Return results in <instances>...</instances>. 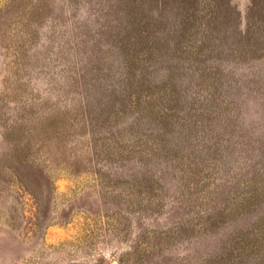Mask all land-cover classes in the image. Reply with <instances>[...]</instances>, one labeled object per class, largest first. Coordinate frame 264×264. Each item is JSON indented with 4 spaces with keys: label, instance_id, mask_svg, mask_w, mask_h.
Returning a JSON list of instances; mask_svg holds the SVG:
<instances>
[{
    "label": "trees",
    "instance_id": "trees-1",
    "mask_svg": "<svg viewBox=\"0 0 264 264\" xmlns=\"http://www.w3.org/2000/svg\"><path fill=\"white\" fill-rule=\"evenodd\" d=\"M94 2V12L83 20L75 12L79 5L69 0L8 3L13 5L16 22L43 18L41 23L50 24L47 49L55 56L48 58L55 61L59 55L64 64L59 78L47 83L50 92L58 91L61 105L49 100L36 121L25 118L35 104L29 92L20 101V115L6 127L14 142L7 161L15 167L16 176L27 186L34 170L45 172L56 166L75 175H111V168H104L107 163L135 162L140 169L132 174L134 182L128 188L134 190L137 203H148L141 193H152L160 180L155 177L162 172L160 161L170 162L174 191L190 193L193 185H201L204 191L202 182L207 191L205 203H200L205 206L193 212L197 197L195 205L189 206L190 216L183 219L206 223L172 226L174 235L199 227L204 235L201 251L191 241L183 242L175 259L194 251L203 257L201 264H264V214H258L264 208V17L252 19L248 11L245 33L239 31L230 52L223 49L229 62L230 57L236 60L235 66L213 63L203 69L202 81L193 84L186 81L183 66L174 56L171 66H163L145 64L131 54L132 35L140 41L150 24L165 15L154 10L151 0ZM257 3L261 6L256 10H264V0ZM112 7L117 8L114 14ZM210 32L220 34L217 28ZM110 39L118 45L129 41L128 52L109 46ZM201 41L195 47L198 52L215 50L207 35ZM23 48L18 45L16 69L35 70L40 58L22 62ZM17 70L11 94L19 92L16 97H24L29 79L18 77ZM69 71L73 73L68 75ZM224 72L231 78L226 79ZM75 95L78 105L73 102ZM250 101L257 104L258 120L249 112ZM28 150L33 152L27 154ZM211 226L217 230L213 239ZM157 239L151 235L140 245L153 252ZM139 262L154 264L146 258L134 264Z\"/></svg>",
    "mask_w": 264,
    "mask_h": 264
},
{
    "label": "rangeland",
    "instance_id": "rangeland-1",
    "mask_svg": "<svg viewBox=\"0 0 264 264\" xmlns=\"http://www.w3.org/2000/svg\"><path fill=\"white\" fill-rule=\"evenodd\" d=\"M69 1L79 5L75 12L77 19L83 20L89 17L93 11L91 7L97 0ZM9 2L0 0V264H134L142 258L154 264H189V260L201 264L203 257L194 251L185 257L189 259H175L176 250L183 242L191 241L201 251L204 235L199 227L185 235H174L172 226L206 223L183 219L190 216L189 206L195 205L192 202L197 197L193 212L205 206L200 203H205L207 191L203 182L204 191L201 185H193L190 193L174 191L170 162L160 161L162 172L157 171L155 175L160 180L152 193H141V199L148 203H137L134 190L128 188L134 182L132 174L140 169L135 162L125 161L124 166L121 163H107L104 168L110 167L111 175L92 172L75 175L70 169L56 166L45 169L48 175L43 169L34 170L31 178L27 179V186L16 176L15 167L7 161L13 153L14 142L8 138L6 127L20 115V101L29 92V98L33 97L35 104L32 113L25 118L36 121L42 112L45 113V107L50 105L49 100L61 105L58 91L50 92L47 83L59 78L64 64H60L62 59L59 55L55 61L48 58L55 56L47 49L50 24L41 23L43 18L39 21L25 18L16 22L18 18L11 13L13 5L8 7ZM257 2L151 0L154 10L166 16L159 15L140 41L132 35L131 40L135 42L131 43V54L143 59L145 64L163 66H171L174 56L175 61L183 66L181 71L186 74V81L200 83L205 67L213 63L236 65L233 57L229 58L231 62L227 60L223 49L230 52L239 39V31L245 33L248 11L252 19L264 17V10H256L261 6ZM254 3H257L255 9ZM111 12L114 14L117 8L112 7ZM33 28L35 30L30 31ZM215 28L220 34H211L210 30ZM6 30L10 31L4 34ZM205 35L215 45L212 52H198L195 49ZM108 42L111 44L109 46L115 44L114 39ZM128 43L126 40L125 45H115L123 47L121 51L127 53ZM18 45H23L26 55L20 59L22 62H28L35 56L40 58L35 70L25 72L23 66L16 69L17 65L14 64L19 61L16 56ZM16 70L18 77L29 79L30 86L24 89V97H16L19 92L11 94L16 86L13 76ZM72 73L69 71L68 75ZM224 77L229 79L231 75L224 72ZM74 97L73 102L77 101L78 105L79 97ZM256 107L255 101L249 102V112L258 120ZM26 141L23 138V142ZM32 152L28 150L27 154ZM28 166L26 164L24 167L27 169ZM258 214L263 215L264 208L259 209ZM243 222L249 224L248 221ZM209 234L211 239L217 235L214 226L209 228ZM151 235L158 237L156 247L153 252L144 251L140 242L150 240Z\"/></svg>",
    "mask_w": 264,
    "mask_h": 264
}]
</instances>
